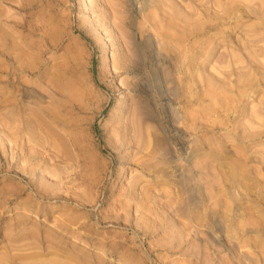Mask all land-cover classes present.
I'll return each instance as SVG.
<instances>
[{"label":"rangeland","instance_id":"1","mask_svg":"<svg viewBox=\"0 0 264 264\" xmlns=\"http://www.w3.org/2000/svg\"><path fill=\"white\" fill-rule=\"evenodd\" d=\"M0 260L264 264V0H0Z\"/></svg>","mask_w":264,"mask_h":264},{"label":"bare ground","instance_id":"2","mask_svg":"<svg viewBox=\"0 0 264 264\" xmlns=\"http://www.w3.org/2000/svg\"><path fill=\"white\" fill-rule=\"evenodd\" d=\"M244 3V2H243ZM249 3V2H248ZM239 9V8H238ZM97 21V20H96ZM102 23V22H101ZM99 24H100V19H99ZM104 23H102V25H103ZM105 24H106V22H105ZM34 119V118H33ZM30 120V119H29ZM38 120V119H37ZM17 121V120H16ZM15 121V122H16ZM40 121H41V119H40ZM26 122H29V121H26ZM32 122V121H31ZM33 122H35V123H33V125L34 124H36L37 125V123H36V121H33ZM41 122H43V120L41 121ZM22 123V122H21ZM29 125V124H28ZM36 125H34L35 127H38V126H36ZM41 125H42V123H41ZM34 126H32V127H34ZM41 127V126H40ZM28 130V129H27ZM26 133V132H25ZM29 138H30V136H29ZM181 154V153H180ZM195 193V192H194ZM190 201V200H189ZM198 201V200H197ZM191 203V202H190ZM219 227H221V226H219ZM214 236V235H213ZM15 250V249H14ZM27 255V254H26ZM38 255V254H37ZM4 256H6L5 254L4 255H2L1 257H4ZM29 256V255H28ZM18 257H19V255H18ZM23 257V256H22ZM7 259V258H6ZM1 261V260H0ZM4 263H6V262H2L1 261V263L0 264H4Z\"/></svg>","mask_w":264,"mask_h":264}]
</instances>
